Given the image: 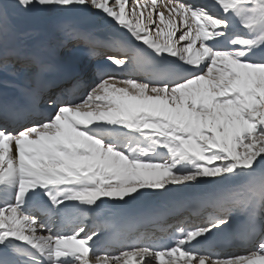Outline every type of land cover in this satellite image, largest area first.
Wrapping results in <instances>:
<instances>
[{
  "label": "snow or ice",
  "instance_id": "1",
  "mask_svg": "<svg viewBox=\"0 0 264 264\" xmlns=\"http://www.w3.org/2000/svg\"><path fill=\"white\" fill-rule=\"evenodd\" d=\"M36 8L102 16L127 34L132 43L105 57L120 73L149 49L167 67L142 78L101 72L48 84L38 57L0 52V68L40 70L34 85L21 87L27 103L0 112V264H23L9 255H23L22 245L38 253L29 254L36 264H90V254L99 264L101 252L105 264H264V54L255 51L264 49V0H0V35L11 12ZM230 25L237 34L229 39ZM76 38L96 55L98 41ZM38 190L55 210L44 220L27 207ZM187 194L212 214L181 229L173 245L137 240L102 249L100 227L88 231L60 215L66 201L101 208ZM237 214L247 217L242 253L199 247Z\"/></svg>",
  "mask_w": 264,
  "mask_h": 264
},
{
  "label": "bare ground",
  "instance_id": "2",
  "mask_svg": "<svg viewBox=\"0 0 264 264\" xmlns=\"http://www.w3.org/2000/svg\"><path fill=\"white\" fill-rule=\"evenodd\" d=\"M207 2V0H205V2L204 3H206ZM42 10V9H41ZM43 11V10H42ZM41 11V12H42ZM29 12H32L33 14H35V15H41V13H40V10H39V13L37 12V9H33L32 11H29ZM91 16H92V18H91ZM58 17V23H57V26H59L60 24H63V22H62V20L61 19H59V16H57ZM57 17H55V18H57ZM79 18L78 20L83 24V22H84V24L83 25H79V24H76V25H74L73 23H71L70 21H72V19H74V18ZM100 17H102V16H94V15H90V14H78V15H70L69 16V24L70 25H68L69 27H71V26H74V27H71V29L73 28L74 30H72L73 32L71 33V35H69V36H66V34H67V32H68V30H65L64 31V33L62 34V38H61V40L63 41L61 44H63L64 42H67L66 44H64V45H70L71 46V48H70V46L69 47H66V48H62L61 49V51H59V49H60V47H61V44L58 46V47H54V48H52L51 49V55H53V56H55L56 58H58V59H62V61L61 62H63V63H66V60L64 59V57H63V55H61V52H63V51H65L64 53L66 54V53H68V51H70L71 52V56H70V61L71 60H73V58L78 54H80V48L81 47H86L85 46V44H84V42L82 41V40H80V39H77L76 38V36L78 35V34H89V33H91V32H93V33H97V32H99V33H109V34H113V35H115L116 33H124V32H122L121 30H119L116 26H113V27H109V28H107V29H103V27H104V25L105 24H107V23H109L110 21H108V20H106L104 17H103V20H101V22H99L98 23V19H100ZM49 18V17H48ZM52 18V17H51ZM50 18V19H51ZM54 18V20H56ZM48 20V19H47ZM46 19L44 20V22H46L47 21ZM89 20H91L90 22H92V23H86L87 21H89ZM74 21V20H73ZM36 23V24H34V25H32L31 26V31H32V35L30 36V38H28V39H26V40H33V39H35V37L37 36V34L38 33H40V31H38V30H41V33L42 34H44V30H46L47 28H45L46 26H45V23ZM55 22V21H54ZM86 23V24H85ZM44 25V28H42L41 26H43ZM78 25V26H77ZM26 33V32H25ZM48 32H47V30L45 31V35L47 34ZM31 37H34V38H31ZM51 37H53L52 35H50V37H46V39L48 40V42H49V38H51ZM0 38H4V36L3 35H0ZM72 38H74V39H76V40H74L75 42L73 43V45H71V41H70V39H72ZM11 41H13V42H15V41H17L16 39L14 40V39H10ZM25 39H23V41H24ZM51 40V39H50ZM77 43V44H76ZM82 43V45H78V44H81ZM20 44V43H19ZM50 44V43H49ZM13 47L14 46H11L8 50H13ZM69 48H70V50H69ZM66 49H68V50H66ZM4 50L3 49H1L0 50V52H3ZM16 51H19V52H23V49L21 48V46L19 47V48H16ZM12 67H11V70H9V69H7L8 71H10V72H16L15 71V64H10ZM32 69V68H31ZM24 71H26V72H23V74H26V73H28L29 71H30V69H27V70H24ZM32 76H34V74H32ZM38 191H40V190H38ZM32 197H34V196H32V194H30L29 195V201H28V206L27 207H29L30 206V204H32L33 202V200H32ZM133 202H135V201H133ZM132 203V202H131ZM114 206H120V205H117V204H114ZM31 213L33 214V212L31 211ZM34 215V214H33ZM45 234H47V233H45ZM1 247V246H0ZM101 257H105V256H103V255H101ZM101 260H103L104 262H103V264H105V260H104V258H101ZM100 260V261H101ZM99 261V262H100ZM110 261V260H109ZM92 264H97V262L96 261H93L92 262ZM108 264H109V262H108Z\"/></svg>",
  "mask_w": 264,
  "mask_h": 264
},
{
  "label": "rangeland",
  "instance_id": "3",
  "mask_svg": "<svg viewBox=\"0 0 264 264\" xmlns=\"http://www.w3.org/2000/svg\"><path fill=\"white\" fill-rule=\"evenodd\" d=\"M10 2H14V0H10ZM162 2H164V1H161V2L158 1L157 3L159 4V3H162ZM141 3H150V0H141ZM36 9H37V12L38 13H39V10H40L41 15H35L32 12H11L10 13L9 20H8V24H7V33H6L5 36H8V35L13 34V32L15 31V28H17L19 26H21V27H20V30L19 31H15L14 36H10L9 38L6 37V39L8 38L7 40L5 39V37L4 38H0V50L1 49H3V50L9 49L11 46H13L15 44V42L11 41L10 39H14V40L16 39L17 40L20 37H25L26 39L30 38V36L33 34L32 31H31V29H32L31 26L34 25V24H36V23H43L44 21L41 22L40 20L41 19L43 20L44 18H46V20L49 19V22L46 23L47 24V27H50L51 31H53L54 40L55 41H58V38L61 37V34L62 33L59 30L57 31L56 28H55V27L58 28V26H57L58 17L57 16H59V19L62 20L63 25H64V24H67L69 22V21H67V20H70L69 19V15L53 14V13H51V12L45 10V9H42V8H36ZM22 15H25V16L22 17ZM55 17H57V18H55ZM53 18L56 19L55 20V24H56L55 27L53 25L54 23L51 21V20H53ZM91 18H92V16H91ZM100 18H102V19H99L98 23L101 22V20H103V17H100ZM90 21L91 20L87 21L86 23H92ZM74 22H76V20H74ZM83 24H84V22H83ZM41 27L44 28V25L41 26ZM71 27H74V26H71ZM109 27L110 26H108V23H107V24L104 25L103 29H107ZM46 37H49V34H46ZM7 46H9V47L7 48ZM66 50H68V49H66ZM69 50H70V48H69ZM64 55H65V53L63 54V56ZM11 67L12 66L10 65L8 69L11 70ZM24 70H27V69H24ZM149 197L150 196L145 197V198H149Z\"/></svg>",
  "mask_w": 264,
  "mask_h": 264
}]
</instances>
